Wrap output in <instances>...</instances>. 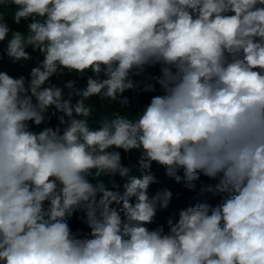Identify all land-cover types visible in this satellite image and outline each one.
Segmentation results:
<instances>
[{
	"label": "clouds",
	"instance_id": "obj_1",
	"mask_svg": "<svg viewBox=\"0 0 264 264\" xmlns=\"http://www.w3.org/2000/svg\"><path fill=\"white\" fill-rule=\"evenodd\" d=\"M0 8H14L0 12V60L42 57L27 76L0 71V264H264V0ZM128 92L154 95L136 112ZM93 97L119 105L98 127ZM133 151L139 175L123 163ZM153 163L189 190L218 181L220 202L150 230L173 199L150 193Z\"/></svg>",
	"mask_w": 264,
	"mask_h": 264
},
{
	"label": "trees",
	"instance_id": "obj_2",
	"mask_svg": "<svg viewBox=\"0 0 264 264\" xmlns=\"http://www.w3.org/2000/svg\"><path fill=\"white\" fill-rule=\"evenodd\" d=\"M3 11H14V8L3 9L0 8V12ZM10 26L13 30H20L22 32H26V21H22L20 25L14 24L11 19H9ZM6 47L5 43H0V55H3L4 48ZM29 52L33 55V60L26 63H16L13 64L6 57L3 60H0V71H6L10 75L14 77H19L21 75L27 76L30 68L35 66L37 59H42L38 53H32L31 49ZM74 76H63L56 78L54 77L52 82L59 87H64L65 83L68 80L74 79ZM78 89H83L85 87L84 81H79L76 85ZM68 89L65 88V93L67 94ZM130 101L131 108L136 111H142L143 108L150 102L151 96L154 94H141L137 96L133 92H128L125 94ZM79 97L74 96V102ZM89 103L94 108V115L90 120V124L93 127H98L99 120L102 116L111 115L113 112L119 110V105H105L100 101L98 97H93L90 99ZM58 124V120L56 117H53L51 120V125L55 127ZM40 130V129H39ZM136 152V151H135ZM137 153V157H134V151L131 154L122 153L123 163L126 166L132 168L133 175H139L138 172V157L139 153ZM152 171L156 175L159 180V183L154 184L150 188V193L155 194L157 191L168 189L173 193V199L170 203L168 209H162L157 212V217L155 223L148 225L149 229H155L160 225H164L167 230V220L169 218H175L178 220L179 212L183 209H187L188 207L195 206L197 203H209L211 205H215L220 202L221 195L217 193L214 189L218 181L211 180L203 175H201V179L196 182L195 190H189L185 187L184 183H176L173 179L169 178L166 175V169L162 166H159L153 163ZM181 176L183 175L181 171ZM117 181L119 182V177H117ZM211 187L213 190L208 191L207 189ZM83 213L75 214L69 221L70 227L74 233L80 234L83 238L84 236L90 234V229L82 220Z\"/></svg>",
	"mask_w": 264,
	"mask_h": 264
},
{
	"label": "rangeland",
	"instance_id": "obj_3",
	"mask_svg": "<svg viewBox=\"0 0 264 264\" xmlns=\"http://www.w3.org/2000/svg\"><path fill=\"white\" fill-rule=\"evenodd\" d=\"M34 130L39 131V129H36V128H34ZM134 157H137V153L135 151H134Z\"/></svg>",
	"mask_w": 264,
	"mask_h": 264
}]
</instances>
